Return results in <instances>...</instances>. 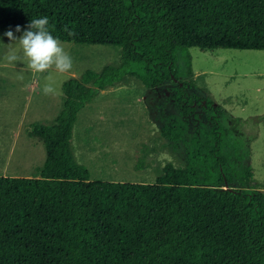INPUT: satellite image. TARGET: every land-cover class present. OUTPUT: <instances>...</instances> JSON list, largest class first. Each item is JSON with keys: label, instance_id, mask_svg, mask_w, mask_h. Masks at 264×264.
Returning a JSON list of instances; mask_svg holds the SVG:
<instances>
[{"label": "trees", "instance_id": "trees-1", "mask_svg": "<svg viewBox=\"0 0 264 264\" xmlns=\"http://www.w3.org/2000/svg\"><path fill=\"white\" fill-rule=\"evenodd\" d=\"M43 16L62 42L118 48L119 63L62 82L52 123L29 126L45 158L37 177L0 176V264H264V191L223 152L212 102L186 95L188 54L176 68L178 50L264 51V0H0V33ZM126 76L172 85L180 120L159 135L190 147L185 167L166 164L152 184L91 180L70 151L77 113ZM196 109L211 139L189 135Z\"/></svg>", "mask_w": 264, "mask_h": 264}, {"label": "rangeland", "instance_id": "rangeland-1", "mask_svg": "<svg viewBox=\"0 0 264 264\" xmlns=\"http://www.w3.org/2000/svg\"><path fill=\"white\" fill-rule=\"evenodd\" d=\"M3 33L0 174L37 177L45 153L41 139L29 132V126L51 124L61 107L62 82L79 79L85 71L116 66L119 50L109 45L63 42L73 58V69L63 74L55 70L33 74L23 61L14 62V66L6 62L11 42ZM11 48L17 50L19 45ZM176 54V68L181 74L186 71L184 55L189 56L190 73L180 77L186 95L202 102L210 100L216 107L227 144L223 152L231 153L230 161L234 160L233 152L242 156L241 164L250 171L249 185L264 189V51L189 48ZM47 83L55 88L54 95L43 94ZM171 94L170 83L145 89L131 76L98 92L77 113L72 128L70 151L75 162L87 169L91 180L146 184L154 183L166 164L177 169L185 167L190 147L183 143L175 146L159 135L169 118L180 120ZM186 121L189 135L198 129L203 140L212 138L207 112L196 109Z\"/></svg>", "mask_w": 264, "mask_h": 264}, {"label": "clouds", "instance_id": "clouds-1", "mask_svg": "<svg viewBox=\"0 0 264 264\" xmlns=\"http://www.w3.org/2000/svg\"><path fill=\"white\" fill-rule=\"evenodd\" d=\"M65 31H68L67 27ZM21 32L20 36L16 35ZM68 34L76 35L73 31H68ZM3 35L11 42L7 45L10 50L5 56L8 64L14 66V62L23 61L27 70L40 75L52 70L63 74L73 69V58L65 50L63 42L52 35L47 16L32 19L23 31L21 26L17 25L14 30L10 28ZM13 44H18L19 48L13 50L11 48ZM42 92L44 95H54L56 90L52 84L47 83L43 86Z\"/></svg>", "mask_w": 264, "mask_h": 264}, {"label": "crops", "instance_id": "crops-1", "mask_svg": "<svg viewBox=\"0 0 264 264\" xmlns=\"http://www.w3.org/2000/svg\"><path fill=\"white\" fill-rule=\"evenodd\" d=\"M261 120V118L259 119V121ZM259 128V127H258ZM257 133H258V130H257ZM0 176L1 177H6L5 175H2V174H0ZM259 191H264V189H262V190H259Z\"/></svg>", "mask_w": 264, "mask_h": 264}]
</instances>
